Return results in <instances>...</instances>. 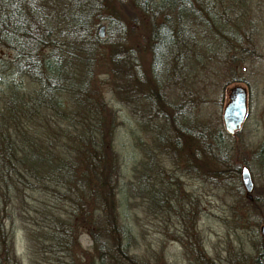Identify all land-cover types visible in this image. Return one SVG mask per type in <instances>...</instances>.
Here are the masks:
<instances>
[{"label": "rangeland", "instance_id": "374dc122", "mask_svg": "<svg viewBox=\"0 0 264 264\" xmlns=\"http://www.w3.org/2000/svg\"><path fill=\"white\" fill-rule=\"evenodd\" d=\"M43 1L50 10L47 20H52V0ZM88 2L95 10L92 30L104 25L90 73L115 110L117 210L130 229L124 238L128 254L144 264H264V234L258 228L264 220L248 209L239 178L218 181L182 168L164 140L170 128L148 103V83L157 81L164 99L179 107L175 119L186 130L203 128L211 136L219 131L223 147L231 148L230 162L240 166L245 161L253 181L250 194L259 197L264 211V166L256 154L264 145V0H177L171 7L151 0L153 4L143 8L141 0ZM116 17L124 29L113 37ZM15 52L0 46V105L11 88L26 96L36 87L16 70ZM230 78L247 87V111L235 133L227 134L221 108L229 86L236 84ZM154 161L161 173L153 168ZM158 189L162 195L154 196ZM25 217L20 218L24 227L15 234V254L21 264H51L42 262L37 251L29 261L38 246L31 240V249L26 247L23 232L30 224ZM76 241L81 248L90 243L85 233ZM81 259L84 264L82 254ZM95 261L116 264L98 257Z\"/></svg>", "mask_w": 264, "mask_h": 264}, {"label": "trees", "instance_id": "16d2710c", "mask_svg": "<svg viewBox=\"0 0 264 264\" xmlns=\"http://www.w3.org/2000/svg\"><path fill=\"white\" fill-rule=\"evenodd\" d=\"M159 1L171 7L177 0ZM52 3L55 16L47 20L50 10L44 9L43 0H0V46L16 51V70L36 83L26 96L11 88L0 105V264H21L13 244L16 231L25 224L23 216L30 224L23 232L26 247L31 249V240L38 246L30 262L37 251L42 262L51 264H83L81 254L84 264H96V257L116 264H144L128 254L124 238L130 229L117 210L115 110L90 73L98 39L92 30L93 4L88 0ZM150 3L141 0V7ZM114 20L111 33L116 37L124 24L119 17ZM229 81L239 83L235 78ZM150 83L148 103L170 128L164 140L181 167L207 179H238L239 165L230 162L231 148L223 147L219 131L211 136L203 128L195 133L186 130L175 119L179 107L164 99L157 81ZM256 154L264 166L263 144ZM153 168L156 173L163 171L156 161ZM132 185L128 182V187ZM23 187L35 194L25 193ZM161 190H154V196H161ZM250 195H245L248 209L264 220L262 201ZM80 233L88 235V246L79 247Z\"/></svg>", "mask_w": 264, "mask_h": 264}, {"label": "water", "instance_id": "95a60500", "mask_svg": "<svg viewBox=\"0 0 264 264\" xmlns=\"http://www.w3.org/2000/svg\"><path fill=\"white\" fill-rule=\"evenodd\" d=\"M95 33L98 37L104 35V25L99 23L96 27ZM247 111L246 104V87L241 84L230 85L227 93L226 100L221 108V121L223 129L231 134L240 126ZM239 180L245 191L246 196H250L253 181L250 171L246 164L242 163L239 166ZM259 232L264 234V223L259 226Z\"/></svg>", "mask_w": 264, "mask_h": 264}, {"label": "flooded vegetation", "instance_id": "af4514ba", "mask_svg": "<svg viewBox=\"0 0 264 264\" xmlns=\"http://www.w3.org/2000/svg\"><path fill=\"white\" fill-rule=\"evenodd\" d=\"M251 196V195H250ZM250 196H246L247 198H250ZM261 225V223L259 224V226ZM259 228V227H258Z\"/></svg>", "mask_w": 264, "mask_h": 264}]
</instances>
